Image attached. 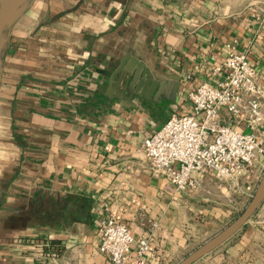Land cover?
Masks as SVG:
<instances>
[{
    "label": "crops",
    "instance_id": "crops-1",
    "mask_svg": "<svg viewBox=\"0 0 264 264\" xmlns=\"http://www.w3.org/2000/svg\"><path fill=\"white\" fill-rule=\"evenodd\" d=\"M232 47L257 68L264 101V0H26L0 48V264H113L99 250L105 203L133 250L150 241L147 264H173L219 228L232 205L214 175L177 192L142 146L190 109L188 91L222 78L212 70ZM138 67L164 85H123ZM249 243L194 264H264Z\"/></svg>",
    "mask_w": 264,
    "mask_h": 264
},
{
    "label": "built area",
    "instance_id": "built-area-1",
    "mask_svg": "<svg viewBox=\"0 0 264 264\" xmlns=\"http://www.w3.org/2000/svg\"><path fill=\"white\" fill-rule=\"evenodd\" d=\"M222 75L188 91L189 110L173 114L166 124L143 142L152 169L177 192L193 193L210 174L228 182L230 190L251 199L264 172L256 162L264 157L263 90L259 72L246 51L232 47L212 70ZM225 120L227 121H224ZM245 125L248 131H243ZM101 218L99 250L113 264H147L153 247L148 239L137 242L130 227L117 219L108 203Z\"/></svg>",
    "mask_w": 264,
    "mask_h": 264
},
{
    "label": "water",
    "instance_id": "water-1",
    "mask_svg": "<svg viewBox=\"0 0 264 264\" xmlns=\"http://www.w3.org/2000/svg\"><path fill=\"white\" fill-rule=\"evenodd\" d=\"M26 0H0V48L1 41L4 34V31L8 25V22L15 11L25 2ZM142 64H140L141 66ZM142 69L138 67L134 73L133 78L132 70L128 69L123 73L122 84L127 85L130 82L131 87H136L135 91L142 93L144 86L147 83H151V90L156 86L160 85L161 87L164 83H158L152 80L151 74L147 70L145 73H142ZM179 89V82L176 80L172 84V98L177 96ZM264 203V172L261 179L258 182L255 193L250 199L248 205L245 209L239 214V216L226 228L220 231L218 234L204 242L198 248L190 252L183 259H181L177 264H194L201 258L207 256L221 245L229 241L234 237L246 224L247 222L255 215L261 205Z\"/></svg>",
    "mask_w": 264,
    "mask_h": 264
},
{
    "label": "rangeland",
    "instance_id": "rangeland-1",
    "mask_svg": "<svg viewBox=\"0 0 264 264\" xmlns=\"http://www.w3.org/2000/svg\"><path fill=\"white\" fill-rule=\"evenodd\" d=\"M260 172V170L258 171ZM214 184L220 186L223 188L225 193H218L217 197H219V200H227L231 203V212L225 215L224 222L217 228L215 231L207 235L202 241H199L198 243L191 246L185 254L178 258L173 262V264H177L181 259H183L186 255H188L190 252L198 248L200 245H202L204 242L218 234L220 231H222L224 228H226L229 224H231L238 216L239 214L245 209V207L248 205L250 198L247 194H243L242 191H234L230 190L228 187V182L225 181H218L215 179ZM201 188V186H200ZM199 188V190H200ZM197 190L196 192L190 193V194H197L199 192ZM250 220H252L251 227L254 228V231L256 232V235L251 236V233L247 232L246 229L240 230L234 237H232L229 241L221 245L219 248H217V251H229V250H235L241 247V250L243 248L242 241H244V238L247 237V239L250 241V243L244 248L245 251H257L262 252L264 250V211H260L258 214L254 215ZM256 226V227H255Z\"/></svg>",
    "mask_w": 264,
    "mask_h": 264
}]
</instances>
